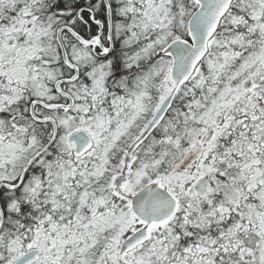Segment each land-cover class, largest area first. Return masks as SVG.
Wrapping results in <instances>:
<instances>
[{"label":"snow or ice","instance_id":"obj_1","mask_svg":"<svg viewBox=\"0 0 264 264\" xmlns=\"http://www.w3.org/2000/svg\"><path fill=\"white\" fill-rule=\"evenodd\" d=\"M0 264H264V0H0Z\"/></svg>","mask_w":264,"mask_h":264}]
</instances>
